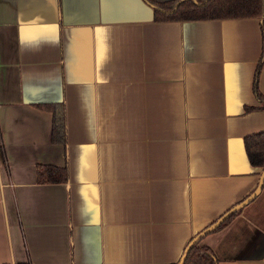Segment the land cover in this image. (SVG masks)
<instances>
[{
    "label": "crops",
    "instance_id": "0c3cea01",
    "mask_svg": "<svg viewBox=\"0 0 264 264\" xmlns=\"http://www.w3.org/2000/svg\"><path fill=\"white\" fill-rule=\"evenodd\" d=\"M149 1L0 0V264H177L256 187L261 19L154 20ZM42 163L67 181L37 183ZM199 242L264 264V181Z\"/></svg>",
    "mask_w": 264,
    "mask_h": 264
},
{
    "label": "trees",
    "instance_id": "16d2710c",
    "mask_svg": "<svg viewBox=\"0 0 264 264\" xmlns=\"http://www.w3.org/2000/svg\"><path fill=\"white\" fill-rule=\"evenodd\" d=\"M149 1V0H148ZM150 2V1H149ZM154 20H189V19H223V18H260L262 49L257 62L252 90L257 99L263 102L264 96L258 89L259 69L264 59V5L263 0H172L162 3H152ZM52 113L50 141L64 146L66 140L65 112L62 103L45 106ZM250 109V108H247ZM245 153L254 167H264V130L247 135L243 138ZM35 180L37 183L67 181V167L42 163L36 165ZM239 210V209H238ZM238 210L230 214L219 226L220 228ZM200 240V239H199ZM199 240L189 249L184 264H218L214 252ZM30 264V262L17 263Z\"/></svg>",
    "mask_w": 264,
    "mask_h": 264
},
{
    "label": "water",
    "instance_id": "95a60500",
    "mask_svg": "<svg viewBox=\"0 0 264 264\" xmlns=\"http://www.w3.org/2000/svg\"><path fill=\"white\" fill-rule=\"evenodd\" d=\"M263 181H264V167L260 171V178L258 180L256 187L252 190L253 192H251L249 195L244 197V199H242L241 201H239L236 204L229 207L227 211H225L223 214H221L216 219L211 221V223L206 225V227H204L200 231L196 232L195 235L188 240L187 245L183 249L177 264H184V262H185L184 259L186 257L187 252L195 244V242L197 240L201 239V237H203L204 235L211 233L212 230L217 228L219 226V224L222 221H224L226 218H228V216L230 214H232L236 210L240 209V207L244 206L245 203H247L249 200H251L253 197H255L257 195V193L259 192V190L261 189Z\"/></svg>",
    "mask_w": 264,
    "mask_h": 264
}]
</instances>
